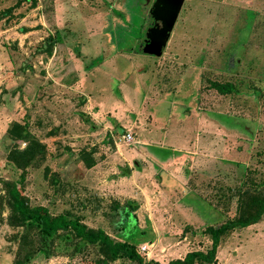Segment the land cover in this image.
<instances>
[{"label": "rangeland", "instance_id": "1", "mask_svg": "<svg viewBox=\"0 0 264 264\" xmlns=\"http://www.w3.org/2000/svg\"><path fill=\"white\" fill-rule=\"evenodd\" d=\"M154 1L55 0V18L53 0H36L0 19V179L42 145L43 161L24 169L30 206L70 211L114 241L144 231L139 256L165 264L204 251L205 227L233 219L244 192H264V0H183L160 57L140 52ZM13 123L29 142L8 136ZM5 216L0 264H12L17 229ZM93 259L87 249L29 264ZM215 260L264 264V213L222 236Z\"/></svg>", "mask_w": 264, "mask_h": 264}, {"label": "trees", "instance_id": "2", "mask_svg": "<svg viewBox=\"0 0 264 264\" xmlns=\"http://www.w3.org/2000/svg\"><path fill=\"white\" fill-rule=\"evenodd\" d=\"M26 3L28 8L33 9L36 0H16L13 6L0 11V19L11 21L13 11ZM22 15L16 14L14 19L21 18ZM46 54L50 55V50L46 51ZM211 87L220 94L229 91L227 84L212 83ZM7 134L10 138L24 143L29 142L31 138L25 126L15 123L7 130ZM19 153L21 162L17 164L13 160L19 174L8 180L0 179V215L5 212V224L17 229L18 251L12 264H29L37 257L45 260L61 253L75 256L87 249L94 254L92 264H110L120 258L133 264H159L144 262L137 253L138 244L146 240L144 231L130 232L124 228L120 240L114 241L101 229L85 226L81 218L70 211L52 215L45 207L30 206L22 193L24 169L38 167L44 159V148L33 143ZM82 155L85 166H92L90 157ZM238 203L237 214L233 219L204 228L203 233L209 238V246L204 251H190L181 259L170 260L165 264H215V255L222 236L234 229L254 225L260 220L264 213V192H244L238 198ZM127 207L126 213H132L135 209V206L130 204H127ZM110 208L116 209L117 206L112 205Z\"/></svg>", "mask_w": 264, "mask_h": 264}, {"label": "water", "instance_id": "3", "mask_svg": "<svg viewBox=\"0 0 264 264\" xmlns=\"http://www.w3.org/2000/svg\"><path fill=\"white\" fill-rule=\"evenodd\" d=\"M183 0H155L149 9V18L158 22V28L149 29L140 47L145 55L160 57Z\"/></svg>", "mask_w": 264, "mask_h": 264}, {"label": "built area", "instance_id": "4", "mask_svg": "<svg viewBox=\"0 0 264 264\" xmlns=\"http://www.w3.org/2000/svg\"><path fill=\"white\" fill-rule=\"evenodd\" d=\"M120 138L125 143H130V141H131V137H130L129 134L122 135ZM147 250H148V246H146V245H139V246H137V253L139 255H145L147 253Z\"/></svg>", "mask_w": 264, "mask_h": 264}, {"label": "flooded vegetation", "instance_id": "5", "mask_svg": "<svg viewBox=\"0 0 264 264\" xmlns=\"http://www.w3.org/2000/svg\"><path fill=\"white\" fill-rule=\"evenodd\" d=\"M159 26H160V24L158 22H152L150 29L151 28H158Z\"/></svg>", "mask_w": 264, "mask_h": 264}, {"label": "crops", "instance_id": "6", "mask_svg": "<svg viewBox=\"0 0 264 264\" xmlns=\"http://www.w3.org/2000/svg\"><path fill=\"white\" fill-rule=\"evenodd\" d=\"M53 7H54V17L56 18V2L53 0Z\"/></svg>", "mask_w": 264, "mask_h": 264}]
</instances>
